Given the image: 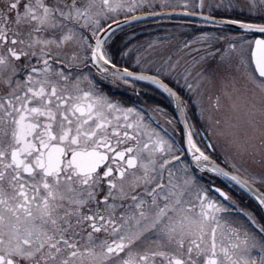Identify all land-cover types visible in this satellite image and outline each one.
<instances>
[{
  "label": "snow or ice",
  "instance_id": "1",
  "mask_svg": "<svg viewBox=\"0 0 264 264\" xmlns=\"http://www.w3.org/2000/svg\"><path fill=\"white\" fill-rule=\"evenodd\" d=\"M0 264H264V0H0Z\"/></svg>",
  "mask_w": 264,
  "mask_h": 264
},
{
  "label": "flooded vegetation",
  "instance_id": "2",
  "mask_svg": "<svg viewBox=\"0 0 264 264\" xmlns=\"http://www.w3.org/2000/svg\"><path fill=\"white\" fill-rule=\"evenodd\" d=\"M189 20L193 21L194 23L192 24L187 23V21ZM196 22L199 23L198 21H196V18L173 17V16L159 17V18L149 19L147 21L139 22L138 24H135L133 26H127L126 31L128 32L129 35H132L134 33L138 37V41H137L138 43L146 44V42L150 39H156L159 37L168 36L166 32H160L162 31L161 28L163 25H174V24L182 25L184 23L185 26L187 24L195 26ZM207 30L214 31L213 29H207ZM192 35L193 34L186 35L181 40L189 39V37L191 38ZM101 86L103 87L104 91L109 92L114 98L123 99L127 101L129 106H131L132 104H138L149 109L156 107L164 109V111L167 113V116L162 114H156L157 119H159L160 123L163 124L165 127H167L170 132L173 130V127L177 129V133L182 128L181 125H179L178 123H174V125H168L166 123V120L168 118L176 116L177 114L167 95L163 93L161 90L155 88L154 85L148 84L147 82H136L135 87L140 92L139 98L135 95L132 88L129 86H121L117 88L107 82H101ZM210 103H211L210 101L207 100L205 101L206 105ZM209 151L211 152L212 150ZM214 155H221L218 149L216 153H214ZM188 159L190 158L188 157ZM202 182L209 183L208 176H202ZM216 186H221L222 190L230 189L231 194L234 196L235 199H237V201L244 208H247L250 211L254 209V206L256 204L249 197H247L245 193L241 195L243 191L238 189L235 185H230L229 181L223 180L222 178H217Z\"/></svg>",
  "mask_w": 264,
  "mask_h": 264
},
{
  "label": "rangeland",
  "instance_id": "3",
  "mask_svg": "<svg viewBox=\"0 0 264 264\" xmlns=\"http://www.w3.org/2000/svg\"><path fill=\"white\" fill-rule=\"evenodd\" d=\"M173 17H181V16H173ZM192 18V17H188ZM197 23V22H196ZM184 24V23H183ZM180 24H174V25H163L160 32H166L168 35H174L175 36V43H178L179 41H182L181 39L185 37L186 35L193 34V28L195 26L187 24L185 26ZM158 27V26H157ZM190 38V37H189ZM219 150V149H218ZM220 152V150H219ZM221 154V153H220ZM243 191V190H242ZM247 197H249L254 203H258L254 200L248 193L244 192Z\"/></svg>",
  "mask_w": 264,
  "mask_h": 264
},
{
  "label": "water",
  "instance_id": "4",
  "mask_svg": "<svg viewBox=\"0 0 264 264\" xmlns=\"http://www.w3.org/2000/svg\"><path fill=\"white\" fill-rule=\"evenodd\" d=\"M231 28H234L235 29V26H231ZM174 106V105H173ZM174 108H175V106H174ZM176 110V109H175Z\"/></svg>",
  "mask_w": 264,
  "mask_h": 264
}]
</instances>
